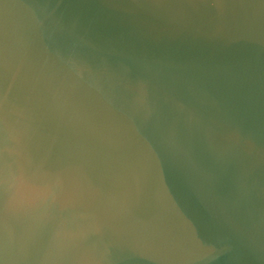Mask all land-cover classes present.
Segmentation results:
<instances>
[{"label":"water","instance_id":"1","mask_svg":"<svg viewBox=\"0 0 264 264\" xmlns=\"http://www.w3.org/2000/svg\"><path fill=\"white\" fill-rule=\"evenodd\" d=\"M0 264H264V0H0Z\"/></svg>","mask_w":264,"mask_h":264}]
</instances>
